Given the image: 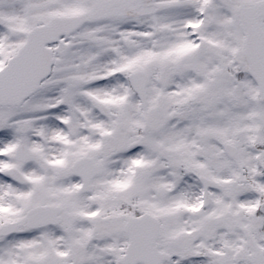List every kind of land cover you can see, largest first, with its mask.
Here are the masks:
<instances>
[{
	"label": "snow or ice",
	"instance_id": "obj_1",
	"mask_svg": "<svg viewBox=\"0 0 264 264\" xmlns=\"http://www.w3.org/2000/svg\"><path fill=\"white\" fill-rule=\"evenodd\" d=\"M0 264H264V0H0Z\"/></svg>",
	"mask_w": 264,
	"mask_h": 264
}]
</instances>
